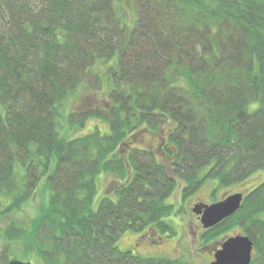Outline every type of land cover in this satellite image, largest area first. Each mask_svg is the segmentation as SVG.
<instances>
[{
	"label": "trees",
	"instance_id": "16d2710c",
	"mask_svg": "<svg viewBox=\"0 0 264 264\" xmlns=\"http://www.w3.org/2000/svg\"><path fill=\"white\" fill-rule=\"evenodd\" d=\"M117 1L0 0V239L32 264H208L117 242L129 229L174 233L165 199L178 178L187 196L264 169V0H135L132 27ZM103 68L107 98L70 119L98 115L110 132L61 136L59 105L82 85L101 89ZM161 130L168 161L137 144ZM101 172L119 178L118 197L94 210ZM235 226L254 242L250 264H264V180L202 238L220 244Z\"/></svg>",
	"mask_w": 264,
	"mask_h": 264
},
{
	"label": "rangeland",
	"instance_id": "374dc122",
	"mask_svg": "<svg viewBox=\"0 0 264 264\" xmlns=\"http://www.w3.org/2000/svg\"><path fill=\"white\" fill-rule=\"evenodd\" d=\"M117 3L122 6L120 8L125 15L124 22L132 27L136 20V12L134 10L135 0H118ZM104 70L105 68H103V71ZM108 76L109 74L105 70L102 75L103 87L101 89L89 91L87 86L82 85L59 105L57 123L61 136L65 138H74L95 130H99L102 134L110 132L111 128L109 121L98 115L88 117L84 123L70 119L71 111L92 107L94 104L102 102L107 98ZM165 136L166 133L164 130L158 132L144 131L142 135H140L141 138L138 137L139 142L137 144L145 147L152 145L158 153V157L163 161H168L169 159H165L166 157H164L163 149H161V147L156 149L157 141L159 140L160 143L161 141L163 142ZM117 180H119L117 176L108 172H101L97 175L96 181L98 190L93 200L94 210L98 209L100 200L103 196L110 195L114 199L118 197L117 193L108 191L116 184H119L116 182ZM263 180L264 169H258L244 180L227 186H220L217 181L206 179L190 194L183 196V181L178 178L175 188L165 199L166 203L173 204L175 207V210L170 215L164 217V219L172 225L174 233H159L157 238L156 233L129 229L121 233L117 244L122 250H131L133 253L141 256H165L209 264V262L214 259L213 253L219 244L216 245L213 241L204 242L202 235L206 229L203 227L200 219L192 208L195 204L201 202L207 204L214 203L235 192L246 193ZM43 197L44 194H37L35 202L24 205L22 210L16 214L17 218L23 220V223L30 221V219L39 212L44 202ZM8 221V218H2L0 223L6 225ZM241 232H243L242 228L240 226H235L223 233L222 238L225 240L228 236ZM152 238H156L157 240L153 241ZM21 245L22 244L17 241L7 242L6 239L1 238L0 263L14 259L24 262L28 260L32 262L38 261L35 254H22Z\"/></svg>",
	"mask_w": 264,
	"mask_h": 264
},
{
	"label": "water",
	"instance_id": "95a60500",
	"mask_svg": "<svg viewBox=\"0 0 264 264\" xmlns=\"http://www.w3.org/2000/svg\"><path fill=\"white\" fill-rule=\"evenodd\" d=\"M244 195L236 192L228 195L223 200L206 204L198 203L193 211L200 214V219L205 228H210L234 214L240 207ZM254 242L246 234H237L228 237L221 247L215 251L214 260L209 264H250L253 256ZM6 264H32L17 259Z\"/></svg>",
	"mask_w": 264,
	"mask_h": 264
},
{
	"label": "flooded vegetation",
	"instance_id": "af4514ba",
	"mask_svg": "<svg viewBox=\"0 0 264 264\" xmlns=\"http://www.w3.org/2000/svg\"><path fill=\"white\" fill-rule=\"evenodd\" d=\"M159 142V143H158ZM149 147H151L153 150H155V148L152 146V145H148ZM159 147H161V149L163 148V146H162V141H161V143H160V141L158 140L157 141V147H156V149H159ZM243 194L245 195L246 193H244L243 192ZM223 198H225V197H223ZM223 198H221V199H223ZM197 216H198V218L200 219V215L199 214H197ZM218 248H220V246H218ZM217 248V249H218ZM213 258H214V254H213Z\"/></svg>",
	"mask_w": 264,
	"mask_h": 264
}]
</instances>
